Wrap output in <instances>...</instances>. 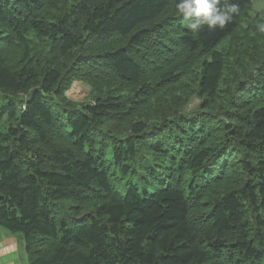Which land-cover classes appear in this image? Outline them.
<instances>
[{"label": "trees", "instance_id": "trees-1", "mask_svg": "<svg viewBox=\"0 0 264 264\" xmlns=\"http://www.w3.org/2000/svg\"><path fill=\"white\" fill-rule=\"evenodd\" d=\"M252 1L192 33L175 0H0V227L29 264H264Z\"/></svg>", "mask_w": 264, "mask_h": 264}, {"label": "clouds", "instance_id": "clouds-1", "mask_svg": "<svg viewBox=\"0 0 264 264\" xmlns=\"http://www.w3.org/2000/svg\"><path fill=\"white\" fill-rule=\"evenodd\" d=\"M175 10L192 33L205 26L210 31L224 30L240 12L236 0H175ZM257 30L264 33V22L257 25Z\"/></svg>", "mask_w": 264, "mask_h": 264}, {"label": "rangeland", "instance_id": "rangeland-1", "mask_svg": "<svg viewBox=\"0 0 264 264\" xmlns=\"http://www.w3.org/2000/svg\"><path fill=\"white\" fill-rule=\"evenodd\" d=\"M60 1L61 0H42V9L40 8L41 9L40 11L46 13L52 8L58 6ZM262 22H264V0H253L251 2V9L248 12V16L247 18H245V20L242 23V29H247L249 26L257 28V25ZM262 39H263V36L260 39V43L264 46ZM149 46L151 47L152 44L149 43ZM66 96L72 102L84 103V102H90L91 100H93L94 97L96 96V93L93 91L92 87L89 84L81 80H76L72 82L71 86L66 92ZM3 124H4V120L1 121V126ZM112 175H113L114 187L123 196L126 191L127 181L121 180L122 177L117 171L113 170ZM167 177L169 176L165 175L164 179H166ZM134 180L140 186L146 189H150V190L152 188H156L157 186H159L158 181L151 180L150 178H147V180H140L139 176H136ZM147 181H149L148 184H146ZM149 184H151L152 187ZM2 231H5V229L0 227V238L2 237ZM17 235H19V241H22L21 242L22 244L20 243V246H19L20 250L18 252L19 262L20 264H29L25 250H24L23 237L21 234H17Z\"/></svg>", "mask_w": 264, "mask_h": 264}, {"label": "crops", "instance_id": "crops-1", "mask_svg": "<svg viewBox=\"0 0 264 264\" xmlns=\"http://www.w3.org/2000/svg\"><path fill=\"white\" fill-rule=\"evenodd\" d=\"M21 242L19 241V235L9 233L6 230L2 231V237L0 238V264H20L18 252Z\"/></svg>", "mask_w": 264, "mask_h": 264}, {"label": "bare ground", "instance_id": "bare-ground-1", "mask_svg": "<svg viewBox=\"0 0 264 264\" xmlns=\"http://www.w3.org/2000/svg\"><path fill=\"white\" fill-rule=\"evenodd\" d=\"M232 152V151H231ZM227 155V154H226ZM232 155V154H231ZM230 157V156H229ZM211 183V182H210Z\"/></svg>", "mask_w": 264, "mask_h": 264}, {"label": "built area", "instance_id": "built-area-1", "mask_svg": "<svg viewBox=\"0 0 264 264\" xmlns=\"http://www.w3.org/2000/svg\"><path fill=\"white\" fill-rule=\"evenodd\" d=\"M22 109H24V107H22Z\"/></svg>", "mask_w": 264, "mask_h": 264}]
</instances>
